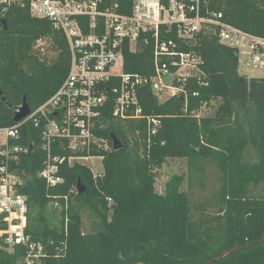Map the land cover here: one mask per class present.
<instances>
[{
    "label": "trees",
    "instance_id": "16d2710c",
    "mask_svg": "<svg viewBox=\"0 0 264 264\" xmlns=\"http://www.w3.org/2000/svg\"><path fill=\"white\" fill-rule=\"evenodd\" d=\"M115 1L123 12L130 11L132 0ZM214 7L233 25L264 36V1L223 0ZM4 20L7 27L0 19V88L5 98L0 97V126H10L15 123L14 108L26 102L35 109L56 92L67 76L70 53L64 34L49 20L17 6ZM164 38L196 52L202 59L201 73L189 80L187 95L160 100L149 86L141 87L144 117L138 119L114 118L113 100H108L94 133L110 143L114 134L124 146L73 152L104 155L102 174L81 162H65L59 171L63 182L47 185L39 175L46 157L40 128L32 122L21 127L18 143L28 148L17 165L23 180L20 189L28 199L25 233L29 244L43 245L42 264H209L231 249L236 250L212 264H264V77L242 75L238 49L221 43L216 35L200 32L182 42L172 31ZM45 41L48 48L41 46ZM124 70L154 74L152 39L140 41L135 49L125 47ZM214 101V113L200 116L204 105ZM148 117L159 119L154 135ZM54 153L70 151L55 144ZM169 158L187 160L189 181L202 178L207 161L217 165L216 210L194 206L182 188L184 175H175L165 182L163 193L157 192L158 170ZM78 182L85 191L78 192ZM0 224L7 227L1 216ZM28 249L22 244L10 248L0 236V264H19Z\"/></svg>",
    "mask_w": 264,
    "mask_h": 264
},
{
    "label": "built area",
    "instance_id": "2783aa9c",
    "mask_svg": "<svg viewBox=\"0 0 264 264\" xmlns=\"http://www.w3.org/2000/svg\"><path fill=\"white\" fill-rule=\"evenodd\" d=\"M223 0H132L129 12H123L115 0H0V19L11 7L27 9L34 17L47 19L67 40L70 64L67 76L45 102L10 126H0V236L12 248L28 245L22 264H42L44 247L28 243L25 221L28 199L21 192L22 176L17 168L27 147L18 143L21 127L32 122L40 128L44 167L39 171L47 185L63 182L59 175L65 162L99 158L104 155H76L74 151L113 149V143L94 133L102 107L113 100L112 116L119 120L144 117L138 90L149 86L160 100L188 94L187 84L201 73V57L180 48L173 38L161 39L176 31L182 42L198 33L218 36L221 43L247 48L248 64L264 68V36L254 35L225 19L214 7ZM264 1V0H254ZM154 41V74L140 75L124 70V49H135L140 41ZM194 95L197 92L193 93ZM207 104L204 105L206 107ZM154 135L157 117L147 118ZM55 144L69 154L54 153ZM32 147V146H31ZM93 171V170H92ZM102 174L103 172H95Z\"/></svg>",
    "mask_w": 264,
    "mask_h": 264
},
{
    "label": "rangeland",
    "instance_id": "374dc122",
    "mask_svg": "<svg viewBox=\"0 0 264 264\" xmlns=\"http://www.w3.org/2000/svg\"><path fill=\"white\" fill-rule=\"evenodd\" d=\"M48 42H42L41 46L48 48ZM247 48H240L239 54V72L246 77H264V68L255 67L248 64V56L244 54ZM47 51V50H46ZM217 101H214L211 105L203 107L200 116L212 115L217 106ZM252 151L248 150L247 154L250 155ZM81 163L86 164L95 172H103V163L99 158H92L90 160L82 159ZM189 166L186 159L182 158H169L166 160L163 167L158 170L156 176V190L159 193L165 191V182L170 180L175 175H184L186 180L183 184V189L188 191L191 196L192 203L196 208L202 209L206 208L209 211H214L216 201L213 198L214 193L217 191L219 186L218 177L220 176V171L217 165L212 161H207L205 163V172L202 178L195 177L192 181L188 179ZM201 179V180H199ZM197 214H201V210H194ZM84 220V230H90V222L88 215L83 214ZM183 250V248H179ZM19 264H22L19 262Z\"/></svg>",
    "mask_w": 264,
    "mask_h": 264
},
{
    "label": "water",
    "instance_id": "95a60500",
    "mask_svg": "<svg viewBox=\"0 0 264 264\" xmlns=\"http://www.w3.org/2000/svg\"><path fill=\"white\" fill-rule=\"evenodd\" d=\"M3 25L5 27H7L6 20H3ZM0 97H2L3 100H5V98L3 97V93H2L1 88H0ZM10 106H11V104H10ZM30 110H31L30 106L26 102H24L21 106L14 108L13 120L15 122L20 121L21 119H23L24 117H26L30 113ZM111 137H112V142H113V148L115 150L121 149L124 146L123 142L121 141V139L119 137H117L114 134H112ZM77 190H78V192L85 191V187L81 184V182H78ZM235 250L236 249H231V250H228V251L224 252L220 257H218L217 259L211 261L209 264H212L216 260H220V259L224 258L226 255L230 254L231 252H233ZM61 254L64 255L65 254V250H62ZM131 264H145V263L136 262V263H131Z\"/></svg>",
    "mask_w": 264,
    "mask_h": 264
}]
</instances>
